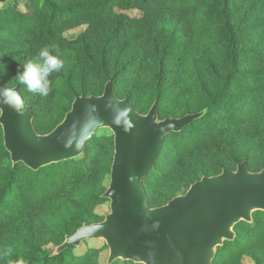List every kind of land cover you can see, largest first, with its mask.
<instances>
[{
  "label": "trees",
  "instance_id": "obj_1",
  "mask_svg": "<svg viewBox=\"0 0 264 264\" xmlns=\"http://www.w3.org/2000/svg\"><path fill=\"white\" fill-rule=\"evenodd\" d=\"M20 1L0 5V67L23 56L36 61L42 47L56 46L64 67L52 73L49 81L56 91L60 87L70 90L74 69L82 59L89 62L90 58L88 46L81 43L82 51L77 50L65 32L82 25L87 31L107 25L119 28L134 21L128 25L132 33L128 52L122 63H110L112 70L104 68V84L111 81L113 89L130 80L135 83L142 95L140 103L126 99L141 114L154 101L160 119L203 111L165 137L161 154L143 181L150 205L153 184H167L185 163L211 148L226 141L235 145L239 134L244 139L263 134L260 146L264 150V0H24L25 11L18 9ZM129 10L139 11L141 18L132 20L122 13ZM259 33L261 48L244 49V41ZM198 56L211 72L206 80L198 73ZM244 59L249 69H242ZM172 68L180 73L176 89L166 85ZM3 85L19 88L35 115L33 124L39 134L51 132L77 96L61 95L59 103L52 100L37 110L23 95L25 85ZM179 99L184 104L177 114L170 107ZM43 113L59 119L46 133L39 127ZM105 130L110 136L99 135L98 130L77 158L32 170L23 163L12 164L0 128V264L20 259L25 264H100V249L89 248L77 255L78 247H69L53 255L54 250H43L42 243L56 248L82 224L103 220L96 208L107 201L101 195L114 152L113 134ZM202 166L207 165L197 163L190 184L226 168L217 160L209 170ZM234 231L235 240L217 249L213 264H243L244 257L264 264V213L254 212L251 224L241 222Z\"/></svg>",
  "mask_w": 264,
  "mask_h": 264
},
{
  "label": "water",
  "instance_id": "obj_2",
  "mask_svg": "<svg viewBox=\"0 0 264 264\" xmlns=\"http://www.w3.org/2000/svg\"><path fill=\"white\" fill-rule=\"evenodd\" d=\"M9 1L15 0H0V5ZM202 114L160 119L157 101L141 114L107 81L99 96H75L62 121L51 132L39 134L19 88L0 83L2 142L13 165L38 170L74 159L98 130L113 134L109 182L101 195L109 202V213L65 235L53 255L101 240L108 249L106 264H213L217 249L235 240V226L251 224L254 212L264 213V168L252 172L245 161L234 170L223 168L158 207L150 205L143 185L165 137Z\"/></svg>",
  "mask_w": 264,
  "mask_h": 264
},
{
  "label": "rangeland",
  "instance_id": "obj_3",
  "mask_svg": "<svg viewBox=\"0 0 264 264\" xmlns=\"http://www.w3.org/2000/svg\"><path fill=\"white\" fill-rule=\"evenodd\" d=\"M24 2L25 1L22 0L17 5L18 9L21 11L26 10ZM122 13L132 20H139L142 16V14L137 10L123 11ZM132 23H134V21L129 24L127 23L121 25L119 28H117L115 25H107L105 27H98L95 30L90 31H87L86 25H82L65 32V37L71 39L72 42H75L74 46L77 48V50L82 51L81 43H85L88 46L90 61L87 62V60L82 59L81 63L76 66L74 69L71 85L69 86L70 90H67L65 87H60V89L56 91V86H52V83H50L48 95L41 96L37 93L29 92L26 86H24L22 91L26 101L31 106H33V108L42 110V108H44L46 104L52 100L55 103H59L61 95H66L68 98L71 93L85 96L101 95L106 84H104L102 79L104 68L107 67V70H112L113 67L110 65V63H122V58L128 52V48L126 47L132 42V33L128 26ZM261 35L262 34L259 33L247 38L242 44L243 48L248 49L252 46H255L260 49L261 42L258 41V39H260ZM106 41L111 42L105 47ZM33 58L34 57L23 56L18 58L17 61L8 64L7 66L0 67V83L16 86V84L19 82L16 75L18 70L22 71L21 65L28 60H33ZM196 60H198V66L200 67L198 68V73L203 80H206L209 78L211 72L206 64H203L201 61H199V56ZM105 61L107 63L106 66H104ZM34 62L42 63L40 59ZM241 63L242 69H249L251 66L250 63L245 59L242 60ZM172 69L174 70L173 74L168 79L166 85L169 88L176 89L177 86H179L178 84L181 83L180 73L178 69ZM135 87H137V85H135V83L130 80L126 83L117 85L115 88H113V92L121 99H126L128 96L132 102L140 103L142 95L141 93H137L138 91ZM183 104V101L179 99L171 105L170 109H173V112L177 113L178 110H181ZM42 116H44V118L40 121L39 127L42 133H46L52 124L59 119H57L56 114H54V116L51 118L45 117L44 113ZM99 135L110 136V134L105 129L101 130ZM261 135L263 134L254 135L252 136L254 138L251 139H244L243 135L239 134L235 139V145L231 146L229 141H226L224 144L220 145L219 148H211L206 154L193 159L189 163H185L183 167L177 171L176 176H174L167 184L159 186L155 185V183L151 186V205L153 207L162 206L170 198L184 194L192 184H190V181L193 179L192 177H194V172L196 171L198 162L207 165L202 166V168L208 170L213 160H217L218 163L223 164L228 169H235L236 161H242L243 159L247 158L245 159V162H247L249 170L252 172L260 171L264 167V150L260 146V141L263 138ZM108 182L109 177L107 176L104 181V186L107 187ZM108 213V201H105L102 205L96 208V214L100 218H104V216ZM43 240L44 238L42 239V242ZM42 246L43 250L52 252L56 245L49 242L47 244L42 243ZM89 248L100 249L101 253L99 256V263L106 264L108 249L105 248V243L101 240L87 241L80 247L76 248L74 253L79 255L87 251ZM242 263L253 264V261L248 257H244ZM113 264L133 263L117 261Z\"/></svg>",
  "mask_w": 264,
  "mask_h": 264
},
{
  "label": "clouds",
  "instance_id": "obj_4",
  "mask_svg": "<svg viewBox=\"0 0 264 264\" xmlns=\"http://www.w3.org/2000/svg\"><path fill=\"white\" fill-rule=\"evenodd\" d=\"M39 59L42 63L32 60L21 65L22 71L18 70L17 78L19 82L26 86L27 90L41 96L48 95L50 90L49 76L54 72H59L64 67L59 48L56 46H45L39 51ZM15 264H25L20 259Z\"/></svg>",
  "mask_w": 264,
  "mask_h": 264
}]
</instances>
